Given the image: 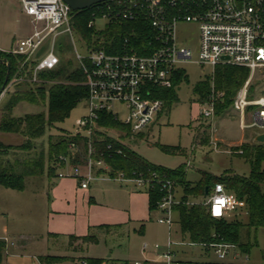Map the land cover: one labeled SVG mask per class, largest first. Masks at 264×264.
<instances>
[{"label": "rangeland", "instance_id": "1", "mask_svg": "<svg viewBox=\"0 0 264 264\" xmlns=\"http://www.w3.org/2000/svg\"><path fill=\"white\" fill-rule=\"evenodd\" d=\"M109 24V19L101 17L96 19L94 29L100 34ZM29 32H32V25L21 10L20 0H0V49L12 47L16 39ZM62 38L66 40L63 44ZM178 38L192 49L194 59L179 67L182 80L177 81L174 87L176 99L171 102L164 100L162 111L143 132L132 133L126 139H121L115 130L108 132L154 165L173 170L183 166L190 182L199 181L203 173L216 177L227 172L249 175L250 163L231 151L242 142L248 143L257 132L264 131L257 127L241 128V115L233 108L235 98L228 114H215L213 119L203 116L202 105L213 102L216 107L223 102V95L212 86L210 96L203 102L195 88L212 80L218 67L198 63V23L181 22ZM49 45L50 40H47L44 48ZM89 49L93 46L75 28L72 35L60 38L56 53L63 64L74 69L79 66L77 52L87 55ZM14 81L13 78L0 97V113L18 87ZM249 91L250 98L264 95V69L257 70ZM117 109L124 120L126 108L116 104ZM46 110L23 101L14 107L13 115L22 118ZM86 113L87 106L83 101L63 122L48 130L44 140L38 141L36 151L43 150L47 155L50 140L59 142L66 134L75 133L77 120ZM252 116L253 110L249 108L245 115L246 123L253 122ZM24 140L20 134L0 132V142L6 146L15 148ZM82 168L85 170L84 164ZM58 174L57 168L52 176L46 172L27 177L22 190L0 184V240L8 239L11 244L8 252L4 249L0 264H39L30 256L37 257L41 264H46L47 258H50L48 264H82L89 258L132 264L136 260H144V243L166 244L168 228L157 222L160 213L150 209L151 197L146 190L116 181L100 182L87 190L81 188L78 178H61ZM177 189L183 191L180 185ZM205 198L203 195L202 199ZM231 217L244 223L248 221L246 211H237ZM180 230V222L177 221L173 226L175 240L182 239ZM86 236H92L96 241H85ZM240 247L249 254L250 262L264 264V227H244ZM176 251L177 258L182 260H200L204 254L202 247L178 246Z\"/></svg>", "mask_w": 264, "mask_h": 264}, {"label": "built area", "instance_id": "2", "mask_svg": "<svg viewBox=\"0 0 264 264\" xmlns=\"http://www.w3.org/2000/svg\"><path fill=\"white\" fill-rule=\"evenodd\" d=\"M20 3L22 12L30 20L32 32L16 40L7 52L22 56L24 63L35 62L32 80L37 81L40 72L54 70L60 65L57 44L61 37L73 34L75 13L79 11H74L64 0H20ZM97 5L102 12L101 17L110 22L120 19L148 21L154 31V39L148 54L137 53L126 43L121 52L105 49H89L87 55L77 52L78 67L87 77V113L77 120L78 129L71 134L85 138L86 144L78 141L69 144L68 154L59 157V177L78 178L82 189H88L94 182L107 180L134 184L149 193H160L156 201V210L160 213L157 222L168 228L166 244L144 243V260H136L132 264H255L235 242L223 239L194 241L182 230L179 232L182 239L175 240L173 226L179 221L175 207L183 202L177 199L175 182L155 171L129 177L123 173L110 175L111 167L104 152H99L94 145L93 135L96 131L104 132L119 141L108 132L110 129L99 126V119L105 113L128 126L132 133L143 132L154 123L164 107V100L157 97V92L173 88L180 65L194 59L192 49L179 41L178 25L181 22L199 25L198 63L212 67L230 64L250 70L249 78L235 97L233 108L241 115L242 129L257 127L264 131V95L249 97L255 73L264 69V0H108ZM96 19L89 23V27L95 26ZM47 40H50V45L44 48ZM61 41L62 44L66 42L65 38ZM14 80L17 83L22 78ZM116 104L126 108L124 120L121 112L116 110ZM249 108L253 110V122L250 124L245 121ZM202 114L213 119L215 104H203ZM111 149L112 145H109L108 151ZM186 203L204 206L213 218L223 220H231L235 212L246 208V202L227 191L222 183L215 184L205 199ZM4 241L8 252L10 241ZM178 246L202 247L204 254L200 260H182L177 258ZM30 258L41 263L35 256Z\"/></svg>", "mask_w": 264, "mask_h": 264}, {"label": "trees", "instance_id": "3", "mask_svg": "<svg viewBox=\"0 0 264 264\" xmlns=\"http://www.w3.org/2000/svg\"><path fill=\"white\" fill-rule=\"evenodd\" d=\"M97 7L98 5H95L76 12L74 18L75 28L80 31L88 44L93 46V49L121 52L126 43L131 50L140 54H148L151 51L154 31L148 21L116 20L110 22L107 29L98 34L94 29L95 26L89 27L92 20L102 16V12ZM5 58L10 63L9 82L13 78H22V80L16 83L17 89L9 96L1 110L0 132L20 134L25 140L23 144L15 148L0 142V184L22 190L27 177L43 175L46 172L48 176L55 174L57 168L61 167L58 165L59 157L68 154L71 142L78 141L83 145L86 144L85 138L75 137L68 133L59 142L49 139L47 155L43 150L36 151L38 141L44 140L48 130L63 122L81 102L87 99L88 89L85 85L87 77L82 69L79 67L68 68L61 59L57 68L40 72L37 81H33L32 72L35 62L24 63L22 56L0 50V59ZM216 67L218 68H216L212 80L200 83L195 90L200 93L203 102L210 96L212 86L221 91L223 102H219L215 107V114L221 116L230 112L231 102L234 101L237 93L249 78L250 70L243 66L230 64H221ZM7 72V64L0 61V89L5 82ZM181 80L182 73L179 71L174 77L173 88L159 90L157 97L169 102L176 99L177 94L174 87L176 82ZM23 101L45 107L47 110L17 118L13 115V109ZM98 123L100 127L118 131L121 139L129 138L132 134L128 126L108 113L102 114ZM93 140L98 151L104 152L105 159L111 167L110 175L116 176L123 173L129 177L141 173L148 175L155 171L166 175L177 186H182L185 196L182 199L183 202L175 207V211L182 232L188 235L191 240L223 239L242 245L244 227H264V143H243L231 151L232 154L242 156L250 163L251 172L249 175L227 172L224 176L216 177L203 173L198 182L192 183L187 180L186 168L183 166L173 170L154 165L123 142L111 138L104 132L96 131ZM109 145H112L111 151H108ZM217 183H222L227 191L234 193L239 200L246 202L247 223L238 219H216L210 215L206 207L186 203L190 196H203L207 187L210 190ZM149 194L151 197L150 209L156 210V201L159 199L160 193L154 191ZM84 240L96 241L92 236H86ZM5 247V241L0 240V263L3 260ZM85 261L88 264H103L105 262L107 264H129L126 261L113 263L105 258H89ZM44 262L50 263V258Z\"/></svg>", "mask_w": 264, "mask_h": 264}, {"label": "water", "instance_id": "4", "mask_svg": "<svg viewBox=\"0 0 264 264\" xmlns=\"http://www.w3.org/2000/svg\"><path fill=\"white\" fill-rule=\"evenodd\" d=\"M74 11H83L86 9L91 8L94 5H97L99 3L108 1V0H64ZM225 60H228V58H224ZM1 62H5L8 66V72L6 75V79L5 82L3 84V86L0 89V97L5 93L8 82H9V78H10V63L8 61V59H0ZM256 141L259 143H264V133H261L258 135V137L256 138ZM209 192V188H206V192H205V196L208 195Z\"/></svg>", "mask_w": 264, "mask_h": 264}, {"label": "crops", "instance_id": "5", "mask_svg": "<svg viewBox=\"0 0 264 264\" xmlns=\"http://www.w3.org/2000/svg\"><path fill=\"white\" fill-rule=\"evenodd\" d=\"M31 32H29V33H27V34H25V36L24 37H26V36H28L29 34H30ZM21 38H23V37H21ZM16 40H18V39H16ZM16 40L14 41V43L12 44V47L14 46V44H15V42H16ZM12 47H10V48H8V49H4V48H2V49H0V50H3V51H9L10 49H12ZM1 114V113H0ZM262 132H257L256 134H255V136H254V138L252 139V140H250L248 143H255V142H257L256 141V138L258 137V135L259 134H261ZM254 140H255V142H254ZM242 143H244V142H242ZM196 144H197V142H196ZM107 180H105V181H97V182H94V183H92L91 185H90V187L88 188L89 190L92 188V186L93 185H95V184H97V183H100V182H106ZM117 182V181H116ZM198 182V181H197ZM118 183H121V182H118ZM192 183H196V182H192ZM121 184H125V183H121ZM87 189V190H88ZM138 190H142V189H139L138 188ZM176 196H177V199H183V197L185 196V194H184V192L183 191H179V189H177V194H176ZM189 200H202V196L201 197H189L188 198ZM159 213V212H158ZM160 215V214H159ZM159 217V216H158ZM143 228V227H142ZM142 231H143V229H142ZM30 258V257H29ZM39 264H41V263H39Z\"/></svg>", "mask_w": 264, "mask_h": 264}]
</instances>
